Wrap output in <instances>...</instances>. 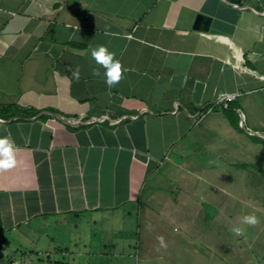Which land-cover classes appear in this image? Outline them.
I'll return each mask as SVG.
<instances>
[{"label": "crops", "instance_id": "obj_1", "mask_svg": "<svg viewBox=\"0 0 264 264\" xmlns=\"http://www.w3.org/2000/svg\"><path fill=\"white\" fill-rule=\"evenodd\" d=\"M197 14L207 26L193 28ZM101 44L126 69L113 88L92 74L89 46ZM2 108L17 164L0 171V264H74L70 224L95 215L135 218L129 231L149 238L139 264L159 257L150 238L167 225L170 264L202 257V244L174 238L180 204L200 200L185 189L189 144L228 154L226 174L247 169L264 201V0H0Z\"/></svg>", "mask_w": 264, "mask_h": 264}, {"label": "rangeland", "instance_id": "obj_2", "mask_svg": "<svg viewBox=\"0 0 264 264\" xmlns=\"http://www.w3.org/2000/svg\"><path fill=\"white\" fill-rule=\"evenodd\" d=\"M217 147L220 148V143H217ZM211 151L202 145L189 144L191 154L188 152L184 159L189 172H191V174L185 172L187 175L185 189L191 195L195 194L200 200L186 202L184 205L180 204L184 208V215L176 216L175 220L179 222L181 235L174 238L182 240L181 236L185 235L187 248L190 243L202 244L200 251L203 255L200 257L197 248L192 249L191 251L196 256L190 252L186 253V258L182 264H264V201L259 195L263 193L260 190L262 186L255 185L256 177L248 176L247 169L243 170L245 176L236 174L232 177L230 173L227 175L226 168L230 160L228 154L221 152V150L217 154ZM209 165L214 168L210 170ZM260 165H263L262 168H264V164L261 163ZM166 170H168L167 167ZM216 170L217 177H215ZM257 175L260 181H264L261 170L257 171ZM170 178H168L170 188L179 187L180 184L172 181V177ZM147 188L150 186H146L145 190ZM142 199H145V194H143ZM149 199L150 203L155 205L152 208L157 210L155 197L149 198L146 195L145 201L148 202ZM247 214H255L259 223L255 226L241 224V217ZM183 217H185L187 224L184 223ZM93 218L96 219L95 223L93 220V223L89 222L88 219L79 224L71 222L69 237L66 235L67 246L70 253L79 252L81 256L67 255L68 259L65 261L74 262V264H139V260L142 259L140 251L148 252V250L140 249L139 251L140 240L146 238L144 235L142 238L141 232L129 231L130 227H127L133 225V222L136 221L135 218H111L107 226L101 225L97 215ZM34 225L36 224L34 223ZM48 225H42L41 228H38L43 232V228H47ZM233 226L243 228L245 235L242 237L235 236L231 232ZM47 229L51 232L50 235L54 234L55 229L52 228L51 230L50 227ZM28 232L31 234L30 240L33 241L37 235L35 227H32ZM169 232L172 231L169 230L168 225L161 226L152 232L151 235L154 238H150L151 242L153 246L158 243L157 250L160 251V255L155 261L144 259L145 263L140 261L141 263L170 264L173 257L169 259L164 255V252H168V240L173 238ZM172 234L174 233L172 232ZM161 237L163 243H161ZM107 242L116 244V246L113 249L105 248ZM25 243L28 244L26 241ZM57 244L58 241L52 244L48 243L47 246L52 249ZM205 253L207 254L206 258H204Z\"/></svg>", "mask_w": 264, "mask_h": 264}, {"label": "clouds", "instance_id": "obj_3", "mask_svg": "<svg viewBox=\"0 0 264 264\" xmlns=\"http://www.w3.org/2000/svg\"><path fill=\"white\" fill-rule=\"evenodd\" d=\"M91 59L99 67L92 69L94 76L101 75L103 69V77L106 85L113 88L120 83L124 78L126 69L123 67L122 62L116 57V54L109 50L106 45L89 46ZM72 77L77 81L80 79V67L77 66L71 69ZM17 164L16 159V146L14 140L6 135L0 136V171H7L14 168ZM241 224L255 226L259 223V219L255 214H247L241 217ZM231 232L238 237L245 235L244 229L239 226H233ZM163 243V238H160Z\"/></svg>", "mask_w": 264, "mask_h": 264}, {"label": "water", "instance_id": "obj_4", "mask_svg": "<svg viewBox=\"0 0 264 264\" xmlns=\"http://www.w3.org/2000/svg\"><path fill=\"white\" fill-rule=\"evenodd\" d=\"M233 1L239 2V0H233ZM206 22H207V19L205 18V16L203 14H197L196 17H195V21H194V24H193V28H197V29L199 28V29H201V28L207 26L206 25ZM55 116L57 118L62 119V120L68 119V118L63 117V116H61L59 114H55Z\"/></svg>", "mask_w": 264, "mask_h": 264}, {"label": "trees", "instance_id": "obj_5", "mask_svg": "<svg viewBox=\"0 0 264 264\" xmlns=\"http://www.w3.org/2000/svg\"><path fill=\"white\" fill-rule=\"evenodd\" d=\"M4 108H2V109H0V115H2L1 114V112H3V113H5V110H3ZM7 110H9L10 112H9V114H8V116L10 115V114H13V113H15V114H17L19 111H20V109H18V108H16V107H9V108H7ZM32 112H29V113H27L28 115L29 114H31ZM253 140H258V138H256V137H253L252 138ZM263 142V144H264V141H262ZM31 252L33 251V250H30ZM47 258H51V256L48 254V255H45ZM2 258V255H1V249H0V259ZM47 260H51V259H47ZM20 264H22V263H20Z\"/></svg>", "mask_w": 264, "mask_h": 264}, {"label": "built area", "instance_id": "obj_6", "mask_svg": "<svg viewBox=\"0 0 264 264\" xmlns=\"http://www.w3.org/2000/svg\"><path fill=\"white\" fill-rule=\"evenodd\" d=\"M237 95H238V93H235V94H227V95L223 96V97L221 98V100H223V102H224V104H225V101H226V100L233 99V98H235ZM204 115H205V113H201V114L199 115V117L197 118V121L200 120Z\"/></svg>", "mask_w": 264, "mask_h": 264}]
</instances>
